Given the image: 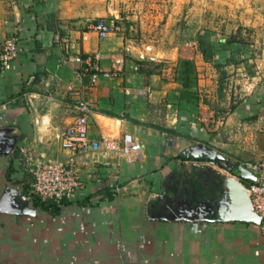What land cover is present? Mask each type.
<instances>
[{"label": "crops", "instance_id": "1", "mask_svg": "<svg viewBox=\"0 0 264 264\" xmlns=\"http://www.w3.org/2000/svg\"><path fill=\"white\" fill-rule=\"evenodd\" d=\"M98 19L108 22L85 0H0V49L10 37L20 49L0 62V219L29 227L24 163L73 158L81 185L55 216L37 210L33 231L45 240H34L33 264H264V237L244 219L250 165L264 162V80L234 88L229 111H202L203 88L233 55L217 33L196 31L199 78L186 86L147 71L115 33L99 38ZM97 66L112 75L92 83ZM76 91L91 107L89 136L121 146L131 136L141 147L131 161L61 149Z\"/></svg>", "mask_w": 264, "mask_h": 264}, {"label": "rangeland", "instance_id": "2", "mask_svg": "<svg viewBox=\"0 0 264 264\" xmlns=\"http://www.w3.org/2000/svg\"><path fill=\"white\" fill-rule=\"evenodd\" d=\"M85 1L92 16L114 23V33L123 38L135 62L147 65V71L168 74L175 80L185 78L189 72V79L196 82V31L206 28L217 33L222 44L232 48L233 55L230 68L217 69L211 76L214 85L203 88L206 91L201 95L202 111H229L239 100V95L234 99L231 96L234 88L264 80V0ZM20 152L14 146L8 151L10 158L20 156ZM24 165L31 174L34 165ZM119 188L120 185L115 186V192ZM37 210L34 207L24 211L30 219L29 227L24 229L0 219V264H33L34 240H45L42 234L38 235L37 225V234L33 231Z\"/></svg>", "mask_w": 264, "mask_h": 264}, {"label": "built area", "instance_id": "3", "mask_svg": "<svg viewBox=\"0 0 264 264\" xmlns=\"http://www.w3.org/2000/svg\"><path fill=\"white\" fill-rule=\"evenodd\" d=\"M90 29L99 38H106L115 32L114 23L105 22L102 19L95 21ZM55 40L60 46H65L69 42L67 37L58 35L55 36ZM19 52L15 37L5 39L0 49L1 64H8L18 56ZM111 75L110 72L102 71L97 66L90 75V80L94 83L100 76L109 77ZM75 110L77 116L59 136L61 149L72 153L102 150L127 161H131L138 154L141 147L129 135L123 139L122 146L113 136H101L99 139H92L89 136L88 115L91 107L80 91H76ZM250 168L255 176L254 181L248 186L250 211L260 234L264 237V162L252 163ZM30 173L32 176L29 194L31 200L36 198L40 202H54L60 205L62 202H69L81 185L73 158L67 160L41 159L33 166Z\"/></svg>", "mask_w": 264, "mask_h": 264}, {"label": "trees", "instance_id": "4", "mask_svg": "<svg viewBox=\"0 0 264 264\" xmlns=\"http://www.w3.org/2000/svg\"><path fill=\"white\" fill-rule=\"evenodd\" d=\"M188 73L186 72V77L183 78L186 80V86L189 85L191 82V80L189 79ZM31 201L35 208L41 209L42 211H46L51 216H55L59 212V205L55 204L54 202H40L36 198H32ZM64 203L65 202H62L61 205Z\"/></svg>", "mask_w": 264, "mask_h": 264}, {"label": "water", "instance_id": "5", "mask_svg": "<svg viewBox=\"0 0 264 264\" xmlns=\"http://www.w3.org/2000/svg\"><path fill=\"white\" fill-rule=\"evenodd\" d=\"M244 219L247 221L255 222V219H254L252 212L250 210L245 211Z\"/></svg>", "mask_w": 264, "mask_h": 264}]
</instances>
